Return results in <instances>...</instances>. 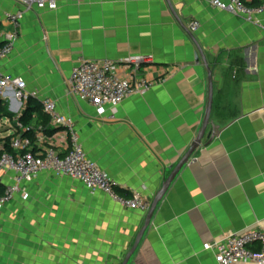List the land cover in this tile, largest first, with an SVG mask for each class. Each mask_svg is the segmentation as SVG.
I'll list each match as a JSON object with an SVG mask.
<instances>
[{"label": "crops", "instance_id": "1", "mask_svg": "<svg viewBox=\"0 0 264 264\" xmlns=\"http://www.w3.org/2000/svg\"><path fill=\"white\" fill-rule=\"evenodd\" d=\"M209 1L172 3L185 27L199 22L195 35L214 69L208 129L214 139L204 140L171 185L129 264H219L205 244L264 231V29ZM0 9L17 13L22 7L0 0ZM11 32L10 24L0 23V45ZM197 55L167 0H79L53 12L27 13L0 75L22 78L29 99L19 101L12 89L0 99L2 113L14 117L0 119V155L6 140L18 136L15 120L31 102L50 100L74 122L86 155L117 190L153 203L204 121L208 75ZM134 56L153 59L143 75L155 84L146 96L126 100L115 119L71 94L81 60L119 63ZM29 127L44 128L35 154L68 151L69 139L51 124L42 126L36 113ZM58 134L62 138L55 139ZM13 178L2 177L0 189L13 185ZM26 191L27 199L18 195L2 213L0 264H122L148 213L122 209L107 195H92L79 181L49 172Z\"/></svg>", "mask_w": 264, "mask_h": 264}, {"label": "built area", "instance_id": "2", "mask_svg": "<svg viewBox=\"0 0 264 264\" xmlns=\"http://www.w3.org/2000/svg\"><path fill=\"white\" fill-rule=\"evenodd\" d=\"M17 1L22 7V10L17 13L0 9V23H8L12 26V32L7 35L6 42L0 45V62L13 53L21 23L27 13L53 12L58 10L61 4L79 0ZM209 3L216 10L227 12L264 29V23H262L264 3L258 6H249L244 0L229 2L210 0ZM189 29L193 34H197L200 30L199 22H191ZM151 64L153 59L147 56L129 57L119 63L81 60L72 73L70 92L73 96L92 105L99 115L109 113L111 119H115L116 110L126 100L144 97L153 88L155 82L143 75L144 72H148ZM26 88V82L22 78L0 75V99L4 98L10 89L14 91L19 101L29 99ZM32 97L38 98L36 94ZM42 103L45 113L50 118V124L62 131V136L69 139L68 151L61 155L52 148L42 155L35 154L34 142L43 140L44 128L34 130L32 127L21 124L19 118L15 120L18 136L10 142L12 153L0 155V179L8 174L14 176L13 185L0 189V228L4 209L18 195L27 199L26 185L45 172L52 173L56 177H67L79 181L92 195L103 193L122 209L149 212L152 206L151 200L142 197L139 193L129 197L120 194L111 177L86 155L74 122L58 112L57 103L50 100H44ZM28 131L33 132L32 138L23 136ZM59 134L54 138H62ZM193 162L194 159L191 158L188 164ZM204 250L215 252L219 264H264V231L251 229L242 233L225 235L221 239L205 244Z\"/></svg>", "mask_w": 264, "mask_h": 264}, {"label": "water", "instance_id": "3", "mask_svg": "<svg viewBox=\"0 0 264 264\" xmlns=\"http://www.w3.org/2000/svg\"><path fill=\"white\" fill-rule=\"evenodd\" d=\"M167 3L169 5L174 17L177 19V21L179 22L181 27L187 32V34L189 35V37L191 38V40L193 41V43L197 47L198 55L196 58V62H198V63L203 62L204 66H205V69H206L207 75H208V86H209L208 105H207L204 121H203L202 127L200 129V132H199L197 138L193 141L188 152L181 159V161L175 167V169L172 171V173L168 176L166 181L163 183L162 189L157 193L156 197L154 198L151 209L147 213L145 224H144L143 228L141 229L140 233L138 234L134 246L129 251V253L126 255L122 264H129L130 260L132 259V257L136 253L137 249L139 248L147 230L149 229V227L152 223V220H153V217H154V214H155L157 207L164 200V198H165L166 194L168 193L171 185L174 183V181L177 179V177L181 174V172L183 171L185 166L189 163L190 159L193 157V155L196 153V151L199 150L203 146L205 139H208L209 137H210V141H212L214 139V135H212V134L210 135V133H208V129L211 125L212 107H213V99H214V79H213L214 69H212L210 67V64L207 61V58L205 56L203 47L201 46L200 42L198 41L197 36L195 34H193L187 27H185V25H183L181 23L178 15L175 11V8L173 6L172 0H167Z\"/></svg>", "mask_w": 264, "mask_h": 264}, {"label": "trees", "instance_id": "4", "mask_svg": "<svg viewBox=\"0 0 264 264\" xmlns=\"http://www.w3.org/2000/svg\"><path fill=\"white\" fill-rule=\"evenodd\" d=\"M34 103L35 105L32 106L30 105L28 109L25 111V113L19 117V121L21 124H23L25 127H29V124L32 120V116L34 113L38 115V120L40 121L41 125L44 127H47L50 124V118L49 116L45 113L43 104L40 102H31V104ZM4 112V111H3ZM3 117H9V118H14L13 115L9 112H4L2 113V110L0 109V119ZM25 137H33V132L28 131L25 132L24 135ZM5 152L6 153H12V150L10 148V138L6 140V144L4 146ZM120 194L129 197L130 195L127 193H121Z\"/></svg>", "mask_w": 264, "mask_h": 264}]
</instances>
